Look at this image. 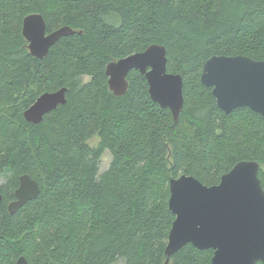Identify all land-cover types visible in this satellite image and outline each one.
I'll return each instance as SVG.
<instances>
[{
    "label": "trees",
    "instance_id": "1",
    "mask_svg": "<svg viewBox=\"0 0 264 264\" xmlns=\"http://www.w3.org/2000/svg\"><path fill=\"white\" fill-rule=\"evenodd\" d=\"M31 13L48 33L76 32L35 57L23 35ZM154 43L166 47L167 71L183 77L177 122L139 70L123 95L109 88L107 65ZM214 55L264 60V0H0V264L21 255L29 264H164L170 177L214 185L256 160L264 188V116L219 107L201 81ZM62 87L65 104L40 123L25 119L41 94ZM23 174L41 191L10 213ZM213 255L188 243L168 264H212Z\"/></svg>",
    "mask_w": 264,
    "mask_h": 264
},
{
    "label": "water",
    "instance_id": "2",
    "mask_svg": "<svg viewBox=\"0 0 264 264\" xmlns=\"http://www.w3.org/2000/svg\"><path fill=\"white\" fill-rule=\"evenodd\" d=\"M76 32L63 26L50 33L40 13L28 14L23 35L32 55L44 58L62 36ZM167 51L162 44H151L144 51L110 62L106 68L110 91L123 95L129 86L132 69L145 75L151 98L169 108L177 122L184 106L183 77L167 71ZM201 81L229 114L237 107H249L264 116V60L244 55H214L203 66ZM67 88L45 92L24 111L32 123L66 103ZM261 164L241 160L224 173L218 184L206 185L192 175L170 177L169 207L175 215L165 250V263L188 243L199 249H213L212 264H264V188L259 178ZM41 191L39 182L29 174L19 178L15 199L8 204L10 213ZM3 195L0 192V204ZM16 264H29L21 255Z\"/></svg>",
    "mask_w": 264,
    "mask_h": 264
},
{
    "label": "rangeland",
    "instance_id": "3",
    "mask_svg": "<svg viewBox=\"0 0 264 264\" xmlns=\"http://www.w3.org/2000/svg\"><path fill=\"white\" fill-rule=\"evenodd\" d=\"M88 79H89L88 77H84V81H87ZM98 141H99L98 137H94L89 142L92 146H96ZM110 162H111V155H110L109 151H105V153L103 154V156L100 159L101 170L103 171L104 169H106L109 166ZM113 264H124V261L119 259Z\"/></svg>",
    "mask_w": 264,
    "mask_h": 264
}]
</instances>
